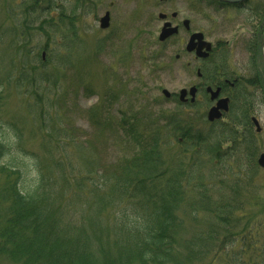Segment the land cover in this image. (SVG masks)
Wrapping results in <instances>:
<instances>
[{"label":"trees","instance_id":"trees-1","mask_svg":"<svg viewBox=\"0 0 264 264\" xmlns=\"http://www.w3.org/2000/svg\"><path fill=\"white\" fill-rule=\"evenodd\" d=\"M75 1L76 7L66 9L48 0L47 19L35 29L39 35L25 30L31 31L39 12L36 0L23 1L30 8L23 12L27 17L15 21L10 46L43 38L41 51L51 59L54 49L49 45L57 46L58 38L63 44L77 39L72 20L79 1L85 0ZM250 12L264 17V7ZM249 51L253 58L259 56L258 43ZM37 58L35 53L40 70L29 73L41 76L40 82L50 81L42 69L47 62ZM4 62L0 59L1 69ZM8 62L12 65L13 58ZM220 65L213 66L210 82H215ZM1 69L0 86L10 85L15 75ZM30 80L26 73L16 75L14 83L21 89ZM247 84L256 83L245 80L236 86L227 124L204 122L200 128L188 116L171 115L160 117L164 127L154 126L158 118L146 117L140 121L146 125L142 128L140 115L120 113L118 126L133 139V154H124L112 168L87 161L81 148L79 169L66 164L63 154L58 156L62 131L51 126L56 123L43 110L33 123H39L48 139L43 136L42 155L35 157V184L26 191V172L17 157L34 153L23 148L18 130L2 125L4 89L0 91V264H264V215L251 213L264 204L257 165L261 135L251 124L256 101ZM196 106L187 110L199 111L201 106ZM90 121L95 128L99 124L93 115ZM169 144L172 163L162 157Z\"/></svg>","mask_w":264,"mask_h":264},{"label":"rangeland","instance_id":"rangeland-1","mask_svg":"<svg viewBox=\"0 0 264 264\" xmlns=\"http://www.w3.org/2000/svg\"><path fill=\"white\" fill-rule=\"evenodd\" d=\"M23 1L29 3V0H0V59H5L3 69L1 65L0 69L15 75L10 85L0 86V91L4 89L2 125L18 130L23 148L34 153L29 157H17L18 165L26 172L24 191L32 189L35 184V157L42 155L43 136L48 139L47 132L39 130V123H33L43 110L54 119L56 124L51 122V126L57 125L62 131L58 156L63 154L66 164L72 169L81 166L80 148L84 149L83 158L95 164L98 161L101 168H112L124 154H133L130 148L134 145L133 139L126 138L118 126L122 118L120 113L126 117L129 114L140 115L138 122L142 128L146 125L140 121L146 117L158 118L154 126L160 123L164 127L160 117L168 119L171 115L188 116L196 126H206L208 108L202 106L199 111L187 110L162 96V91L168 90L178 100L182 89H189L203 81L182 69L183 64L195 62L193 57L185 55L189 33L182 30L178 40L164 44L159 42L163 26L158 18L160 13L170 17L178 12L177 23L190 20L192 32H202L214 47L225 48L224 53L228 54L235 72L233 77L247 80L254 75L256 84L247 85L255 95L253 116L263 129L260 154H264V65L260 57L259 63L254 60V68L249 66L250 57L246 51L252 42L254 45L257 42L260 48L264 17L251 19L248 12L238 13L234 9L217 12V8L221 7L214 4L216 9L208 8L206 1L202 5L201 0H168L165 3L161 0L79 1L78 11L72 20L79 41L77 43L76 37H70L63 44L58 38L57 46L49 45L54 52L48 60L46 51L47 64L42 69L49 74L50 81L46 78L40 82L41 76L32 77L29 72L40 70L36 68L35 53L39 60L45 51H41L40 47L46 40L36 37L27 45L18 42L19 45L10 46L15 37V21L27 17L23 12L30 8ZM254 1L255 8L264 7V0ZM59 3H63L66 9L77 6L75 0H56V6ZM36 7L39 12L33 16L35 22L31 31L25 30L39 35L35 29L47 19V10L51 5L48 0H36ZM41 11L46 12L40 14ZM106 12H110L111 25L108 30H102L100 19ZM31 18L32 15L29 16ZM218 53L221 54V51ZM178 54L182 55V60L176 63ZM12 58L13 63L9 65L8 59ZM26 73L31 77L30 83L18 89L14 83L16 75L22 77ZM202 99L203 93L200 92L197 100ZM91 115L98 120L96 128L90 121ZM223 123L227 124V120ZM236 129L243 130L238 126ZM12 144L17 146L18 139H12ZM51 145L57 146L55 138ZM172 156L173 147L169 144L163 149L162 157L166 163H172ZM5 160L8 161L9 157ZM260 173L259 181L264 189V170ZM67 177L73 179V176ZM251 213L253 216L264 215V204L252 208ZM230 250L226 249L228 255Z\"/></svg>","mask_w":264,"mask_h":264},{"label":"flooded vegetation","instance_id":"flooded-vegetation-1","mask_svg":"<svg viewBox=\"0 0 264 264\" xmlns=\"http://www.w3.org/2000/svg\"><path fill=\"white\" fill-rule=\"evenodd\" d=\"M205 1H206V4L208 6V8H213V9H216L215 7L216 6H219L221 8H217V12L223 10V11H229L231 10L230 7H232L235 11H237L238 13H241V12H244L242 11V9L246 8L247 5H244L243 4H236V5H224V4H220L218 2H215L216 6L208 1V0H201V4H205ZM161 2L165 3V2H168V0H161ZM240 9V10H239ZM247 13V12H246ZM248 14H251L253 16H255L254 13H248ZM160 15H165L166 16V20H160L159 16ZM158 18L160 21H162L163 23H169L171 25V28L173 29H177V33L175 35H173L172 37L168 38L166 41L164 42H160V36L158 38L159 42L160 43H169L170 41L172 40H178L179 38V35L181 33L182 30H184L186 33H189V38L194 35V34H197V33H201L203 36H204V40L210 44H212L213 46V54H211L210 58L206 61H200L198 59H196V57L193 55L191 57H193L194 61L195 62H190V63H186V64H183L182 66V69L188 73H191L192 75H195L197 77L198 80L200 81H203L202 84H199L197 85V87L199 88V91L203 88H205L206 86L210 85L211 84V74L212 72L214 71V68H212L213 66L211 65L212 62H214L216 60L217 57L214 58V56L216 54H218L219 51H221V55L217 58L216 62H218L219 64H222L220 65L221 67L223 68H220V71H218V77L216 78L215 82L213 83V87H215L216 89L218 87H221L222 89V92H221V98H229L230 101L233 99V97H235V90H236V86L239 85V83H244V81H242V79H238V78H235L233 77L235 72L232 70L231 68V65L229 63V60H228V57L225 56V48H219V47H214V44L212 42H210L208 40V38L202 33V32H192V27H191V21L188 20V19H185L183 20L180 24L177 23V19L179 18V13L178 12H174L170 15L166 14V13H160L158 15ZM257 18V17H256ZM252 19V18H251ZM254 19V18H253ZM185 21H189L190 22V26H189V30H187L184 26V22ZM251 38V37H250ZM189 40V39H188ZM221 44V43H220ZM254 44L253 42L248 46V48L246 49L247 53L249 54V57L248 58V64L249 66H253V68L255 67V64H254V60L257 61L256 63H259V56L258 54H255L256 56L253 58V55L250 53L249 51V47ZM181 56V58H180ZM188 56V54H187ZM186 56V57H187ZM190 57V56H188ZM177 59H181L182 60V55H178L177 57H175ZM184 58V57H183ZM179 60H175V62H179ZM218 70V69H217ZM225 71L224 75L222 74V72ZM199 74H201V76H199ZM204 84H205V87H204ZM193 87V86H191ZM248 88V86H247ZM199 102H201L199 100Z\"/></svg>","mask_w":264,"mask_h":264},{"label":"water","instance_id":"water-1","mask_svg":"<svg viewBox=\"0 0 264 264\" xmlns=\"http://www.w3.org/2000/svg\"><path fill=\"white\" fill-rule=\"evenodd\" d=\"M219 1L229 3V4H237L245 0H219ZM159 18L160 20H166L165 15H160ZM109 25H110V15L107 14L106 17L102 20L101 27L103 29H107L109 28ZM184 26L187 30H189L190 22L185 21ZM176 33H177V29L171 28V25L169 23H166L162 29V32L160 35V41L164 42L168 38L175 35ZM186 50L188 53H195L199 59L205 60L210 56V52L212 51V45L204 41V36L202 34H194L190 38ZM207 92L211 95V100L215 101L219 97L220 89L217 90L216 92H213L211 88H208ZM163 94L166 98L171 97L168 91H163ZM196 94H197V89L196 88L191 89L190 95L192 97V102H195ZM186 95H187V91L185 90L181 91L180 93L181 102H185ZM228 111H229V100L228 99L220 100L217 103L216 107H213L209 111L207 118L209 122L213 123L215 121L220 120L223 117V113H227ZM253 123L256 126L257 133H261L262 129L260 127L259 122L255 118L253 119ZM258 164L262 169H264V154L260 156L258 160Z\"/></svg>","mask_w":264,"mask_h":264}]
</instances>
